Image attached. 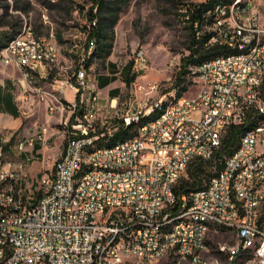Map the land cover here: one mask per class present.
<instances>
[{"label": "built area", "instance_id": "built-area-1", "mask_svg": "<svg viewBox=\"0 0 264 264\" xmlns=\"http://www.w3.org/2000/svg\"><path fill=\"white\" fill-rule=\"evenodd\" d=\"M237 12L224 9L219 21L223 31H218L217 41L211 43L229 42L232 35H240L238 45L229 44L238 50L235 57L223 56L214 64L201 65L196 93L176 102L164 119L138 126L133 143L122 141L114 150L91 153L92 166H87V179L81 181L77 198H70L69 183L84 166L78 150L95 139L108 138L151 105L116 117L107 112L108 106H117L119 97H112L101 115L98 92L92 98L87 122H78L81 93L89 91L87 77L92 74L84 55L93 45L90 32L96 18L87 21V31L81 32V50L74 52L78 55L77 71L64 69L60 78L49 80V74L40 76L27 67V59L42 64L45 55H55L56 62L61 55L55 51V40L54 46H45L43 35L33 40V23L29 39L19 40L0 54L2 65L22 73L27 95L33 93V86H40L36 96L49 106L51 118L49 124L39 125L28 136L29 144L16 150L20 164L0 166V264H149L165 263L170 257H177V264H206L198 262V257L186 260V252L202 249V255L211 253L207 234L218 237L227 231V224H235V231L228 232L235 234L236 241L217 244L230 254L231 261L237 249L252 243V235H259L249 264H264V120L246 136L244 151L235 150L225 157L222 170L207 187L183 196L180 202L175 194L179 181H174V174L187 173L185 159L214 158L233 125L264 113V19L255 13L250 21H237ZM233 21L237 29H229ZM209 26L215 27V23ZM46 27L51 34V24ZM196 34L199 37L201 33ZM245 46H252L249 57L241 56ZM132 60L137 73L147 67L142 49ZM43 69L48 65L43 64ZM189 75L193 77V71ZM29 76H36L35 85H28ZM42 88L58 90L56 98L69 107V117L59 131L64 148L57 163L40 176L33 202L37 193L25 183V168L49 147L53 130L51 98L42 96ZM239 97H246V105L231 110V103ZM3 153L2 146L0 157ZM178 212H186V220L169 229L165 240H158L157 227L168 226L172 213ZM88 214H98V221H88ZM127 234H134V242H127ZM178 250H185V259H178ZM126 253H133V260H126Z\"/></svg>", "mask_w": 264, "mask_h": 264}, {"label": "rangeland", "instance_id": "rangeland-1", "mask_svg": "<svg viewBox=\"0 0 264 264\" xmlns=\"http://www.w3.org/2000/svg\"><path fill=\"white\" fill-rule=\"evenodd\" d=\"M71 1L74 3V9L67 13L50 7L49 0H0V17L4 22L9 23V25L0 24V38L3 35L1 32L10 30L12 27L21 30L25 22L33 23L37 33L44 37L49 36L46 27L48 24H51V30L54 32L56 29L59 32L69 33L70 36L73 34L70 37L73 41L72 45H74L71 52L70 49H68L69 51L61 49V55L55 65L48 66V69H45L40 76L51 74L54 78H60L65 74L64 69L67 71L70 64L78 63V56L76 57L73 52L79 53L81 50L83 43L81 32L86 28L88 9L93 0ZM179 1L187 4L206 0H177L176 5H170L167 0H130L128 6L120 14V19L115 26L113 55L106 59V63H102L99 59L93 62V71L91 67L89 68V71L92 72L90 79L98 90L100 99L110 100L112 98L115 93L111 95V91L121 86L120 77H117L119 76L118 72L128 61L133 59L137 50L142 49L145 52L147 67L143 72L138 73L135 82L129 87L124 84L123 88L121 87L123 90L116 91V93H120L116 108L107 107V112L111 115L120 117L127 111L144 110L159 98L180 99L177 96L179 87L174 86V81L180 71L182 57L188 54V31L179 16L180 11L184 9H181L182 4ZM240 3H242L241 9L235 10L238 11L235 14L237 21H250L253 13H257L261 20L264 19V0H241ZM7 4L10 6L8 10H5L4 6ZM17 7L18 9H16ZM25 7H29L28 11L20 9ZM45 8H48L49 12L47 10L45 13ZM232 23L234 24L235 21ZM205 31L208 32L206 28ZM12 67L0 63V85L2 92L12 91L20 116L14 117L4 112V109H0V147L7 146L4 148L7 156L16 159L17 143L32 135L39 125L48 123L49 111L48 106L36 96L40 95V86H33V93L27 95L22 73L17 69L19 74L13 73ZM93 74L95 75L93 76ZM9 77L14 83L13 86L8 84ZM113 78L115 79L113 80ZM29 83L35 85L36 77ZM182 84L187 85V91L182 94L183 97L193 96L198 90L196 79L194 80V77L190 75L186 76V80ZM42 92H46L45 96L51 98V101L53 95L58 97V90L54 88H42ZM1 107L3 108L2 105ZM52 120L53 130L50 129L52 140L49 147L44 150V158H36L25 168L27 173L25 183L37 193L31 199L33 202L37 200L40 176L48 172L57 160L56 158L53 161L52 156H49L55 152L53 147L59 137L61 127L54 115H52ZM50 123L52 124V122ZM61 144L64 147V140L61 141ZM51 160L52 162H49ZM228 231L235 230L227 228V231L223 230V234L218 237L217 234L208 235L211 253L205 257L215 264H245L242 260L231 262L227 255L219 252L217 241L220 243L236 241L235 234ZM163 264H174V261L170 257Z\"/></svg>", "mask_w": 264, "mask_h": 264}, {"label": "trees", "instance_id": "trees-1", "mask_svg": "<svg viewBox=\"0 0 264 264\" xmlns=\"http://www.w3.org/2000/svg\"><path fill=\"white\" fill-rule=\"evenodd\" d=\"M130 0H93L92 5L88 9V21L93 18V28L90 32V37H93V49L91 57L88 60L87 66L90 68L97 59L102 63H106V59L111 55L114 47L115 40V26L117 25L120 14L126 6H128ZM170 5H176L177 0H167ZM234 0H206L203 2H191L182 4L180 11V19L185 24L188 31L187 35V50L188 54L182 57V63L180 71L177 73L174 81V86L179 87L177 96L183 97L182 94L187 91V85L182 83L186 80V76L189 75L191 66H198L205 61L212 60L216 57L227 56L230 54L238 53L237 49L229 48V45L225 42L211 44L210 39L213 37V32L205 31V26L209 23H214L216 20L215 9L218 5L231 6ZM48 4L52 8H56L59 11H65L69 13L74 9L73 1L61 0L51 1ZM242 6V3L240 4ZM10 5H5V10H8ZM29 7L20 8L23 11H28ZM18 9V7L16 8ZM7 12V11H6ZM49 12V10H48ZM1 25H9L8 22H4L0 17ZM12 27V24H11ZM36 28V27H35ZM20 30H16L15 27L9 31L3 33L0 38V51ZM84 31H87V23ZM38 36L41 37L35 31ZM57 43L60 49L73 48L74 45L69 33L59 32L55 29ZM197 32H200V36L197 37ZM220 41V39H219ZM75 52V51H74ZM73 52V53H74ZM76 57L78 55H75ZM139 74L133 71V60L131 59L126 63L121 72L120 78L125 86L129 87L137 78ZM53 75L49 74V80H52ZM115 78H113L114 80ZM9 84V81H8ZM9 86H11L9 84ZM261 91L264 95V75L261 84ZM3 106V108L1 107ZM0 109L4 112L19 117L20 111L14 101L12 91L6 93L2 92L0 85ZM158 116V113H152V115L144 117L138 123H132L125 127L120 128L113 134L112 137L100 141V145H106L109 147L116 144L134 138L137 134V127L146 124L150 120ZM264 119V114H254L253 117H249L248 120L241 125H233L228 134L224 137L221 148L216 152L214 158L210 160H204L202 158H195L189 164L186 175L179 179V182L175 188V194L180 202L183 196H188L191 192L207 187L210 179L222 170L224 165V159L226 156L232 155L235 150L238 149L241 138L244 134L256 127L260 121ZM4 148H7L5 146ZM214 168V171L212 169Z\"/></svg>", "mask_w": 264, "mask_h": 264}, {"label": "bare ground", "instance_id": "bare-ground-1", "mask_svg": "<svg viewBox=\"0 0 264 264\" xmlns=\"http://www.w3.org/2000/svg\"><path fill=\"white\" fill-rule=\"evenodd\" d=\"M240 1L241 0H234L233 4L229 7L221 6V5H218L216 7L215 9L216 20L214 22L215 27H210L209 25L205 26L208 32H213L214 34L213 37H211L210 39L211 43L212 41H217L218 31H223V22H219V21L221 20V15H223L224 9H228L229 11H235L237 10V8H241ZM254 16L255 13L252 14V18ZM229 29H237V22H235L234 24L232 22H229ZM30 34H31V23L25 22L22 29L2 48L0 54L10 50V48H12L14 45L19 43V40L29 39ZM51 34H49L48 37L43 36L44 45L54 46V40H55V51H61L57 43V38L54 30H51ZM52 36H54V38H52ZM40 38L41 37L38 36L34 31L33 40H40ZM239 42H240V35H232V37H229V42H225V43L228 45L229 44L238 45ZM92 49H93V45L90 48L89 52L85 53L84 55V63L87 68H88L87 63L91 57ZM251 53H252V46H245L244 49H241L242 57H249V54ZM233 57H235V54H230L225 56V59H233ZM220 59H223V56L216 57L209 61H205L198 66H191L189 69L190 71H193L194 80L196 79V77H202L201 65L214 64L215 60H220ZM55 63H56L55 55L43 56L42 64L40 60L27 59V67L31 68L35 72H40V74L45 71V69H43V64H47L48 66H53L55 65ZM77 69H78V63L77 64L72 63L67 67V72H75L77 71ZM34 77L36 76L28 77V85H30L29 81ZM87 90L89 91H84V93H81L80 111H78V122H87V115L90 113V110L92 109V98L97 97V91L92 86L90 77H87ZM25 92H27V89ZM45 94L46 92H42L43 97H46ZM56 97L57 96L53 95L51 101V106L53 107L52 115H54V117L58 119L59 121L58 124L61 127L60 131H62L69 117V107H63V101H60V99ZM180 99L168 100L166 97L165 99L161 98L158 102H155V104L151 105V108H149L148 110L133 115L132 121H125V126L130 125L132 123H138L144 117L152 115V113L155 112L158 113V116L150 120L146 124L156 123L160 119H164L165 114L169 112L170 108H172L176 102H179ZM244 105H246V97H239L238 99L234 100V103H231V110H238V108H242ZM48 111H49V106H48ZM253 131H255V127L244 134V136L241 138L240 144L236 151H244L245 138ZM113 134L114 133L110 134L108 138L112 137ZM102 140L104 139H95V141H91L90 143L83 144V148L81 150H78V158L81 161L82 165L84 166H80V168H78V170L76 171V177L71 178V181L69 183L70 198L78 197V193L81 187V181L87 179V166H92L91 153H98L104 150L115 149V146L109 147L106 145H100V141L102 142ZM134 140L135 137L124 141V143H133ZM27 144H29V137L19 141L16 145L15 150H21ZM191 162L192 159H185L184 169H188V166ZM56 163L57 160L54 162V164ZM1 164H20V157L16 156V159H11L7 156L6 153H3L2 157H0V166ZM184 175H186V173L174 174V181H179V179ZM180 220H186V212L172 213L171 218L168 222V226L157 227L158 240H165V236L168 235L169 229H175L177 223H179ZM88 221H98V214H88ZM227 228H232L235 230V224H227ZM208 235L209 234H207V249L210 248ZM127 242H134V234H127ZM221 245H229V243L221 242ZM252 245H259V235H252V243H245V245L241 247V249H237L234 253L232 261L230 258V254L227 253L225 249L222 248V246L218 245V250L223 255H227L231 262L242 260L244 261L245 264H249V261L252 260V252H251ZM195 257H198V262H206V264H215L213 261L207 259L205 255H202V249H191V251L186 252V260H193ZM178 259H185V250H178ZM126 260H133V253H126ZM172 260L174 261V264H177V257H172ZM149 264H163V263H149Z\"/></svg>", "mask_w": 264, "mask_h": 264}, {"label": "crops", "instance_id": "crops-1", "mask_svg": "<svg viewBox=\"0 0 264 264\" xmlns=\"http://www.w3.org/2000/svg\"><path fill=\"white\" fill-rule=\"evenodd\" d=\"M44 23V22H43ZM6 31H9V30H5L4 32H6ZM4 32H1V34H3ZM73 34H71V36H72ZM113 55V52L111 53V55L109 56V57H111ZM108 64V63H107ZM115 65V64H114ZM14 70H13V73H15V74H19V72L16 70V68H14V67H12ZM91 69H92V66H91ZM94 69H92V71H93ZM99 70H100V68H99ZM120 72L121 71H119L118 72V75L119 76H117V77H120ZM95 74H93V76H94ZM97 75H99V74H97ZM97 77V76H96ZM12 79H11V77H9V79H8V81H9V84L11 85V86H13V81H11ZM120 80H121V78H120ZM22 81H23V79H22ZM91 83H92V86L96 89V87L94 86V84H93V82L91 81ZM123 85H124V83L121 81V86L120 87H118L117 89H114V90H112L111 91V95L113 94V93H115L112 97H119L120 96V93H116V91H118V90H121L122 88H123ZM122 87V88H121ZM123 90V89H122ZM96 91H97V93H98V90L96 89ZM122 92V91H121ZM100 103H101V107H102V111L100 112V114L102 115V114H104V107L105 106H108V104H109V100L107 99V98H102V99H100ZM49 117V116H48ZM51 120V118L49 117L48 118V121H50ZM26 138V137H25ZM58 140H60L59 142H58ZM61 141H62V137H57V140L55 141V146L53 147V149H55V152H53V154L52 155H50L49 157H51V158H53V161H55V159L60 155V153H61V151H62V149L64 148L63 147V145L61 144ZM42 155L40 156V158H44V150H42ZM48 158V157H47ZM49 162H52V160L51 161H49ZM51 166H52V164H51ZM49 168H50V165L48 166Z\"/></svg>", "mask_w": 264, "mask_h": 264}, {"label": "water", "instance_id": "water-1", "mask_svg": "<svg viewBox=\"0 0 264 264\" xmlns=\"http://www.w3.org/2000/svg\"><path fill=\"white\" fill-rule=\"evenodd\" d=\"M141 72H143V70Z\"/></svg>", "mask_w": 264, "mask_h": 264}]
</instances>
